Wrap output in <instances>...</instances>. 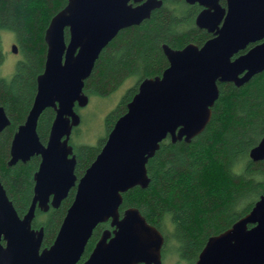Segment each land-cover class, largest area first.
Instances as JSON below:
<instances>
[{"label": "water", "instance_id": "95a60500", "mask_svg": "<svg viewBox=\"0 0 264 264\" xmlns=\"http://www.w3.org/2000/svg\"><path fill=\"white\" fill-rule=\"evenodd\" d=\"M184 1L203 8L195 25L212 37L201 47L162 46L168 67L138 84L125 114L77 183L70 137L80 124L75 107L89 103L84 82L117 34L148 20L162 0H68L51 18L44 33V69L11 141L7 166L34 156L40 164L22 218L0 184V264H162L163 235L134 207L120 215L122 195L148 187L146 165L164 140L190 143L205 130L219 98L218 84L239 88L264 72V0H225V8L219 0ZM250 44L256 45L239 55ZM12 52L17 53L16 45ZM46 109L55 116L43 145L37 124ZM9 125L0 107V132ZM249 157L264 159V136ZM73 187V201L53 243L42 248L43 229L32 228L35 210L58 208ZM107 222L111 230L102 232L79 263L94 229ZM193 264H264V195L230 228L208 238Z\"/></svg>", "mask_w": 264, "mask_h": 264}, {"label": "trees", "instance_id": "16d2710c", "mask_svg": "<svg viewBox=\"0 0 264 264\" xmlns=\"http://www.w3.org/2000/svg\"><path fill=\"white\" fill-rule=\"evenodd\" d=\"M67 1L0 0V32L15 35L21 55L12 76H0V106L10 120V126L0 133V183L19 217L30 206L33 175L40 159L32 157L24 164L8 167L10 142L16 128L25 121L35 97L36 79L44 69L45 30ZM197 11L196 5H187L184 0H162V6L148 20L121 30L100 53L84 82L83 92L89 100L108 97L128 79L135 82L105 116L107 134L96 146L70 142L77 161V178L99 154L116 120L125 114L138 84L160 76L168 67L162 46L179 50L193 43L201 47L211 38L196 27ZM3 62L0 45V66ZM218 89L219 98L205 130L190 143L164 140L146 165L148 187L124 193L119 208L120 215L128 208L138 209L160 231L164 237L162 258L171 238L172 251L180 264L195 263L208 238L230 228L264 195V159L253 162L249 157L250 150L264 136V72L239 88L225 83L218 84ZM75 111L78 113V107ZM54 116L52 109H46L39 117L37 134L43 144ZM74 193L72 189L57 209L50 208L46 213L35 210L32 228L43 229L42 248L53 243ZM104 230H111L109 223L94 229L79 263L88 258Z\"/></svg>", "mask_w": 264, "mask_h": 264}, {"label": "rangeland", "instance_id": "374dc122", "mask_svg": "<svg viewBox=\"0 0 264 264\" xmlns=\"http://www.w3.org/2000/svg\"><path fill=\"white\" fill-rule=\"evenodd\" d=\"M0 45L4 54V62L0 66V76L9 79L16 63L21 59V55L12 52V47L16 45L15 35L9 31L0 32ZM134 79L126 80L123 85L106 98H90L89 103L84 108H78L80 124L73 129L70 142L73 145L96 146L107 134L105 126V116L118 104L124 92L134 84ZM170 237V235H168ZM173 243L171 238L166 246L165 257L162 264H180L176 255L172 251Z\"/></svg>", "mask_w": 264, "mask_h": 264}, {"label": "flooded vegetation", "instance_id": "af4514ba", "mask_svg": "<svg viewBox=\"0 0 264 264\" xmlns=\"http://www.w3.org/2000/svg\"><path fill=\"white\" fill-rule=\"evenodd\" d=\"M184 2H185V1H184ZM186 4H187V3H186ZM219 4H220V6H221L222 8H225V0H224V2H220V0H219ZM187 5H189V4H187ZM195 5L198 7V11H197V13H196V15H195V17H194V22H195V19H196L197 15L203 10V8L200 7L198 4H193V5H190V6H195ZM204 31H205V30H204ZM208 34H209V33H208ZM210 35H211V34H210ZM211 37H212V35H211ZM263 41H264V40H263ZM15 42H16V41H15ZM255 45H256V44H250V45L246 48V50L240 52L239 55L246 53L250 48H252V47L255 46ZM16 46H17V45H16ZM17 52H18V51H17ZM0 107H1V106H0ZM1 108H2V107H1ZM2 109H3V108H2ZM3 110H4V109H3ZM4 113H5V111H4ZM5 115H6V113H5ZM78 115H79V114H78ZM6 117H7V115H6ZM7 118H8V117H7ZM8 120H9V118H8ZM9 122H10V120H9ZM23 123H24V122H23ZM23 123H22V124H23ZM22 124H21V125H22ZM9 126H10V125H9ZM9 126H7V127H9ZM19 126H20V125H19ZM19 126H18V127H19ZM7 127H6V128H7ZM18 127H17V128H18ZM17 128H16L15 132L17 131ZM4 129H5V128H4ZM4 129H3V130H4ZM3 130H2V131H3ZM2 131H1V132H2ZM1 132H0V133H1ZM15 132H14V134H15ZM14 134H13V136H14ZM12 139H13V137H12ZM11 141H12V140H11ZM42 144H43V143H42ZM45 144H46V143H45ZM45 144H43V145H45ZM10 145H11V142H10ZM70 145H71V144H70ZM9 151H10V147H9ZM73 154H74V152H73ZM9 157H10V156H9ZM34 157H39V156H34ZM75 158H76V156H75ZM39 159H40V157H39ZM8 161H9V160H8ZM27 162H28V161H27ZM76 162H77V161H76ZM7 163H8V162H7ZM18 163H19V162H18ZM20 163H21V162H20ZM22 164H24V163H22ZM39 164H40V162H39ZM38 167H39V165H38ZM37 170H38V168H37ZM37 170H36V172H37ZM36 172H35V173H36ZM35 173H34V174H35ZM33 176H34V175H33ZM75 176H76V174H75ZM80 178H81V177H80ZM80 178H77V176H76V179H77V180H76V183L78 182V180H79ZM0 184H1V183H0ZM2 187H3V186H2ZM33 187H34V181H33ZM72 189L75 190L76 188L73 187V188L70 189V191H71ZM4 190H5V189H4ZM70 191H69V192H70ZM5 192H6V191H5ZM32 193H33V190H32ZM68 194H69V193H68ZM74 194H75V193H74ZM6 195H7V194H6ZM7 197H8V196H7ZM32 197H33V196H32ZM73 197H74V196H73ZM8 199H9V198H8ZM13 207H14V206H13ZM50 208H52V207L49 206L48 210H49ZM37 209H38V208H37ZM52 209H54V208H52ZM56 209H57V208H56ZM48 210H47V211H48ZM47 211H46V212H47ZM41 212H42V211H41ZM46 212H43V213H46ZM23 216H24V215H23ZM23 216H22V217H23ZM22 217H20V218H22ZM32 222H33V221H32ZM107 223H109V222H107ZM35 230H36V229H35ZM42 243H43V242H42ZM2 244L4 245V242H2ZM162 249H163V247H162ZM161 254H162V252H161ZM162 259H163V258H162Z\"/></svg>", "mask_w": 264, "mask_h": 264}]
</instances>
